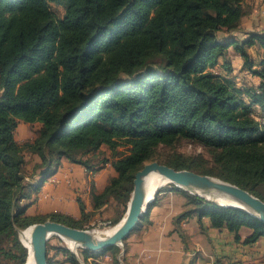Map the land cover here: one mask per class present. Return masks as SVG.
Returning a JSON list of instances; mask_svg holds the SVG:
<instances>
[{
    "label": "trees",
    "instance_id": "16d2710c",
    "mask_svg": "<svg viewBox=\"0 0 264 264\" xmlns=\"http://www.w3.org/2000/svg\"><path fill=\"white\" fill-rule=\"evenodd\" d=\"M52 2L65 6L64 17ZM252 13L245 0H0V242L14 245L20 264L29 255L20 232L34 224L85 229L111 202L125 209L114 217L119 223L135 176L149 162L220 178L264 201V123L254 115L255 106L264 112V53L258 62L253 56L264 49V31L245 29ZM230 48L242 61L239 74L255 85L235 83ZM219 66L223 74L214 72ZM21 122L42 125L34 141L17 142ZM181 140L208 148L219 172L189 159L159 160L160 146ZM31 155L41 161L27 173ZM64 161L89 173L110 163L117 177L102 193L92 187L94 212L79 200L81 219L29 215ZM171 191L187 199L175 219L185 242L181 221L194 216L238 241L250 229L246 244L264 238V223L246 211L175 185ZM58 249L82 264L66 247ZM79 255L84 262L95 257L83 249Z\"/></svg>",
    "mask_w": 264,
    "mask_h": 264
},
{
    "label": "crops",
    "instance_id": "0c3cea01",
    "mask_svg": "<svg viewBox=\"0 0 264 264\" xmlns=\"http://www.w3.org/2000/svg\"><path fill=\"white\" fill-rule=\"evenodd\" d=\"M245 2L253 9L251 24L254 23L257 27L264 21V0ZM239 62L242 63L241 59ZM41 127L39 123L21 122L16 130L15 139L19 143L34 141ZM103 150L108 152L105 156L110 158L111 152L105 148ZM27 159L29 169L41 161L38 156L32 155ZM90 176L92 175L83 166L64 161L58 171L37 192V201L27 213L29 215L61 213L78 220L82 217L79 200L84 203L87 212H94L92 187L98 193H102L110 181L117 177V172L108 163L93 172V177ZM186 202L187 199L182 193L164 192L137 230L127 239L124 264H190L191 260H195V264H264V238L254 244L244 243L251 234L248 228L240 231L241 240L238 241L234 233L226 229L213 228L209 218L199 221L194 216L181 221L185 242L178 232L179 227L176 226L175 219L187 208ZM115 207L116 203L112 202L103 206L92 216L90 223L98 218H114L117 215ZM62 246L66 247L60 240L58 243H48L50 264H71L68 256L58 249ZM66 248L70 250L69 247ZM77 257L82 264H90L88 261L84 262L79 254Z\"/></svg>",
    "mask_w": 264,
    "mask_h": 264
},
{
    "label": "water",
    "instance_id": "95a60500",
    "mask_svg": "<svg viewBox=\"0 0 264 264\" xmlns=\"http://www.w3.org/2000/svg\"><path fill=\"white\" fill-rule=\"evenodd\" d=\"M150 176H162L167 180L168 184L175 185L192 195L203 197L214 203H217L215 201L217 198L228 200L230 202L228 205L217 204L246 211L264 223V201L249 191L211 175L201 174L188 169L177 170L166 164L154 161L146 163L137 172L126 213L112 234L99 235L96 234L95 229L73 228L52 220L28 227L27 229H31L30 246L35 264H49L48 243L54 236L61 238L66 243L73 242L77 244L75 251L69 247L76 255H78V249L100 255L103 249L113 246L122 247L124 242L140 226L163 187H159L155 191L153 198L149 200L145 181ZM22 232H20V235ZM24 246L27 248L26 245Z\"/></svg>",
    "mask_w": 264,
    "mask_h": 264
},
{
    "label": "rangeland",
    "instance_id": "374dc122",
    "mask_svg": "<svg viewBox=\"0 0 264 264\" xmlns=\"http://www.w3.org/2000/svg\"><path fill=\"white\" fill-rule=\"evenodd\" d=\"M50 5H51L53 12L58 18L64 17L66 13V8L64 5L59 4V3H54V2H52ZM251 19L252 18L250 17V19L246 22V25H245L246 30L264 31V21H262L261 24L256 27L254 23L251 24ZM230 52H231L230 59L232 60V65L234 67V72L231 74V77H235V83L243 84L242 86L243 88H247L245 86L249 87V85H255L256 82L253 78H250V77L243 78L239 74L241 66H242V63L240 64L239 62L240 58H238L239 56L236 55V53L232 50V48H230ZM253 53H254L253 56L258 62V60L262 58L261 54L264 53V49L255 48ZM237 59H239V61H237ZM214 72L223 74L224 70L222 69L221 66H219L218 68L214 69ZM254 115L257 118H259L261 122L264 123V112L258 106L254 107ZM119 150L123 151L124 149L120 148ZM103 151L105 153H108L106 150H103ZM180 156H183V157H180ZM157 157L162 162L173 161L176 159V157H179L183 160L189 159V161L194 162V165L196 163L195 166L202 171L219 172V169L216 166L217 164H215L213 153L208 148L204 147L203 145L190 141V140H181L174 146H160L157 150ZM29 165H31V161ZM25 167H26V170L28 169L26 171L27 173H30L32 171V169L27 168V165ZM90 175H92L90 177H93L92 172L90 173ZM172 188H173L172 184H168L162 187L158 196L160 197L163 195L164 192L166 193V192L171 191ZM120 209L125 211L124 208L119 207V210L117 211L118 215H119V212L121 211ZM118 224L119 223H115V218H112V219L98 218V220H93L91 223L84 222L83 226L85 229H95L97 232L99 231L101 232L104 230L112 229ZM20 238H21V235H20ZM58 240L61 241L62 245L69 247L68 243L61 240L57 236L52 237L49 240V242L52 244L58 243ZM81 250L82 249H78L77 253L79 254ZM125 254H126V244L124 242V245L122 247H119V250L107 252L106 255L111 257V260L108 261V263L109 264H117V263L124 264L126 261ZM0 264H20V252L14 247V245L11 242L10 243L7 241L0 242Z\"/></svg>",
    "mask_w": 264,
    "mask_h": 264
},
{
    "label": "bare ground",
    "instance_id": "6f19581e",
    "mask_svg": "<svg viewBox=\"0 0 264 264\" xmlns=\"http://www.w3.org/2000/svg\"><path fill=\"white\" fill-rule=\"evenodd\" d=\"M145 185H146V190L148 192V199H152L154 196L155 191L161 187V186H166L168 185L167 180L162 177V176H150L146 179L145 181ZM214 200V199H213ZM217 203H220L222 205H228L230 204V202L228 200L225 199H219L217 198L215 200ZM118 225H116L115 227H113L112 229H108V230H104V231H96V234L99 235H107V234H112ZM21 240L24 243V245L27 246L28 250H29V256L27 258V261L25 264H35V261L33 259V255H32V251H31V246H30V241H31V229H26L21 233ZM69 247L72 248L74 251L76 250L77 244L73 243V242H67Z\"/></svg>",
    "mask_w": 264,
    "mask_h": 264
},
{
    "label": "built area",
    "instance_id": "2783aa9c",
    "mask_svg": "<svg viewBox=\"0 0 264 264\" xmlns=\"http://www.w3.org/2000/svg\"><path fill=\"white\" fill-rule=\"evenodd\" d=\"M111 260V257L108 255H95V257H90L88 262L90 264H109L108 261Z\"/></svg>",
    "mask_w": 264,
    "mask_h": 264
}]
</instances>
